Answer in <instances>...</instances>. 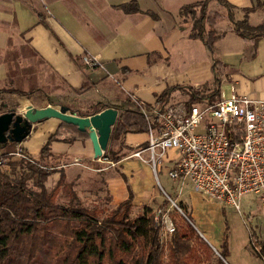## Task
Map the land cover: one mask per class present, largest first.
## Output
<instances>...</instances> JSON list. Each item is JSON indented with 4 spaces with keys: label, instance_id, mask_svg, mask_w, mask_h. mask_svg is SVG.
I'll return each instance as SVG.
<instances>
[{
    "label": "crops",
    "instance_id": "0c3cea01",
    "mask_svg": "<svg viewBox=\"0 0 264 264\" xmlns=\"http://www.w3.org/2000/svg\"><path fill=\"white\" fill-rule=\"evenodd\" d=\"M129 1L0 0V86L14 88L20 83L24 86L19 88L25 89L34 85L47 92L51 105L63 104L82 112L100 103L118 104L128 95L151 106L170 86L212 83L216 58L223 93L221 85L226 84L229 95L233 87L240 94L264 100V35L251 39L228 32L214 42L212 55L200 40L188 36L189 29L178 13L182 5L198 0H136L140 12L126 13L119 5ZM227 1L240 9L257 0ZM89 54L99 60L93 68L82 62V56ZM15 57L14 73L9 62ZM22 99L30 101L13 93L1 95L0 114L12 110ZM59 123L54 117L34 123L20 146L30 156H37ZM69 135L60 130L59 139L50 143V159L56 166L51 176L63 172L65 182H75L78 195L82 181L96 177L91 184L102 180L108 209L126 199L129 189L133 208L154 209L167 199L168 195L156 188L158 176L150 162L130 156L146 143L147 132L126 134L124 155L114 166L94 157L90 139L62 140ZM167 155L169 170L175 152L169 150ZM143 156L147 158L148 152ZM180 192L181 187L178 195ZM180 202L189 212L188 204ZM197 225L203 232L212 228L202 217H197ZM247 231L242 240L246 257ZM221 238L218 235L215 240L219 245ZM229 246L227 259H232L231 243Z\"/></svg>",
    "mask_w": 264,
    "mask_h": 264
},
{
    "label": "trees",
    "instance_id": "16d2710c",
    "mask_svg": "<svg viewBox=\"0 0 264 264\" xmlns=\"http://www.w3.org/2000/svg\"><path fill=\"white\" fill-rule=\"evenodd\" d=\"M214 4H218L219 8H213ZM119 8L126 13L140 12L136 0L120 4ZM234 9L236 7L227 0H198L182 5L178 13L180 17L193 18L188 36L200 40L213 55L214 42L219 37L215 28L216 21L220 18L233 20ZM240 10L244 12V19L241 21L242 26L234 25L237 33L251 39L263 36L264 24L254 27L259 34L245 33L240 27L251 29L246 15L256 10L264 12V0H257L253 5ZM146 13L156 17L151 11ZM15 59L9 62L13 65L14 73L17 70ZM213 61L215 69L216 66L220 67L218 59L213 58ZM213 82L215 87L209 92H201L190 85L170 86L157 96L154 105L162 106L170 102L171 93L175 90L188 92V99L185 100L187 105L213 103L220 96L221 78L216 71ZM16 85L18 87L14 88L0 86V96L13 93L27 97L37 108L52 104L45 90L34 85L20 89L24 85ZM108 106L115 108L118 114L102 158L117 162L124 155L126 134L147 132L148 121L142 108L150 110L152 105L128 95L118 104L100 103L83 112L69 108L77 115L88 116ZM60 130L69 132L70 135L62 139L66 142L89 139L88 130L79 131L75 125L60 121L57 130L50 135L35 157L21 147L22 154L28 158H14L18 142L0 143V160L3 159L0 162V264H203L211 258L215 259V264H228V226L225 225L215 255L213 248L195 229L182 202L177 203V207L183 217L176 219V208L168 211L175 222V230L163 239L160 226L154 223V210L151 207L145 206L137 215H131L133 207L130 189L126 199L114 208L104 210L86 206L74 190L75 182H65L63 172H60L55 185L48 190L45 181L56 169L51 164L50 143L59 139L57 135ZM143 145L146 143L137 148ZM4 164L12 165L13 173L18 166L21 169L20 176L10 178L2 169ZM28 180L32 181L37 190L27 187ZM60 193L65 197L63 203L57 201ZM108 200L105 194L104 204ZM169 203L168 199H164L158 207L164 209ZM98 212L102 215H98ZM249 236L250 253L264 264V243L250 229ZM255 246H260L259 251Z\"/></svg>",
    "mask_w": 264,
    "mask_h": 264
},
{
    "label": "built area",
    "instance_id": "2783aa9c",
    "mask_svg": "<svg viewBox=\"0 0 264 264\" xmlns=\"http://www.w3.org/2000/svg\"><path fill=\"white\" fill-rule=\"evenodd\" d=\"M82 62L86 68L99 64L91 54L82 56ZM142 112L148 121L146 145L130 156L150 162L156 171L164 154L173 150L175 157L168 175L181 186L189 181L205 197L237 212L241 196L254 193L264 209V100L240 94L232 87L229 96L220 90L213 103L167 102L152 105L150 110L142 108ZM20 149L18 143L13 155L28 158ZM108 161L110 166L115 165ZM167 199L181 212L172 198ZM168 211L154 209L153 220L160 226L162 238L175 230ZM255 249L259 251L260 246Z\"/></svg>",
    "mask_w": 264,
    "mask_h": 264
},
{
    "label": "rangeland",
    "instance_id": "374dc122",
    "mask_svg": "<svg viewBox=\"0 0 264 264\" xmlns=\"http://www.w3.org/2000/svg\"><path fill=\"white\" fill-rule=\"evenodd\" d=\"M212 7L215 9L219 8L218 4H214ZM233 13V20L231 21L226 18H220L216 21L215 28L216 33L219 36L218 38L224 36V34L228 32H233L236 34L237 31L234 29L235 24L242 26L241 21L244 19V12L236 8L233 10ZM192 19L193 18L191 16L181 17V23L183 22V20H185V25L189 29ZM246 20L248 25L251 26V29L239 26L241 28L240 30H243L245 33L251 32V34H259V31L254 27L258 26L259 24H264V13L260 11H257L256 13H248L246 15ZM216 69L217 74L221 73L220 67L216 66ZM221 75L222 74L219 75V78H221ZM32 79L35 78L30 77V80ZM214 87L215 83L212 82L205 83L194 88L200 90L201 92H209ZM221 89L224 90L225 96L229 95V87H227L226 84H222ZM172 93L170 96L171 103L182 102L186 104L185 100L188 99V92L186 90H175V92L173 94ZM167 152L162 157V163H159L156 166V173L158 176V179L156 180L157 190L162 192L163 194L166 193L170 198L173 199V202L175 204L179 203L181 200L185 201L188 204V213L190 214L195 229H198L197 232L213 248L215 255L217 254V249L220 246L215 242V240H217L218 235H222V229L224 230L225 225H227L228 244L231 243L233 250V254L231 256L232 259L226 258L227 263L231 264V260H235L237 262L241 261L243 264H263V262L259 258H256L254 255H252L250 251L248 257L243 255L242 253V250H244V243L242 244V240L243 238H245L244 236H246L248 232L247 230L249 229L253 231L258 236V238L264 243V209L260 204L258 196L254 193L243 194L240 198V212H237L233 207L224 205L223 202L205 197L202 192L195 190L189 181H185L184 184L181 186L178 180L171 179L168 175L169 166L166 163L168 159H165L168 156ZM14 158L20 157L14 156ZM51 164L53 163L51 162ZM53 166L56 167L54 164ZM2 169L5 170L6 173H8L10 178L15 179L20 176L21 169L18 166L16 167V169H14V173L12 171V165L10 164H4ZM55 171L56 169L53 172ZM51 175L52 174H50L45 181V187L48 190L55 185L56 181L59 178V174L56 175L54 178ZM95 179L98 178L90 177L87 181L83 180L81 184L82 189L80 190L78 196L84 201V204L86 206L90 208L96 206L98 209L104 210V208H106L104 204V186L101 182H96L95 185L91 184V181H95ZM75 185L76 184L74 183V186ZM27 187L33 190H37V187L33 185L31 180L27 181ZM180 187L181 192L178 195ZM57 201L58 203H63L65 201V197L60 193L57 198ZM166 208L168 210H174L176 207L169 203L166 205ZM190 210L192 211V213H190ZM138 212H141V207L132 208L131 215H137ZM176 212V219L180 218V216L183 217L182 213L177 210V208ZM98 215L102 214L98 212ZM197 217H202V219H204L205 221H210L212 227L210 232H208V230H206V232H203L202 229L199 228V226L197 225ZM168 237L169 236H167L166 238ZM246 244L248 245L249 249L248 241L245 242V245ZM203 264H215V259L211 258L209 261L204 262Z\"/></svg>",
    "mask_w": 264,
    "mask_h": 264
},
{
    "label": "water",
    "instance_id": "95a60500",
    "mask_svg": "<svg viewBox=\"0 0 264 264\" xmlns=\"http://www.w3.org/2000/svg\"><path fill=\"white\" fill-rule=\"evenodd\" d=\"M13 107L12 110L0 114V143L7 141L21 143L29 135L34 123L54 117L75 125L79 131L88 130L95 158L102 156L118 114L115 108L108 106L94 114L80 116L72 112L67 105L49 104L37 108L26 99L18 101ZM7 131L12 135H6Z\"/></svg>",
    "mask_w": 264,
    "mask_h": 264
},
{
    "label": "flooded vegetation",
    "instance_id": "af4514ba",
    "mask_svg": "<svg viewBox=\"0 0 264 264\" xmlns=\"http://www.w3.org/2000/svg\"><path fill=\"white\" fill-rule=\"evenodd\" d=\"M6 135H12L11 133H8V131L6 132Z\"/></svg>",
    "mask_w": 264,
    "mask_h": 264
}]
</instances>
